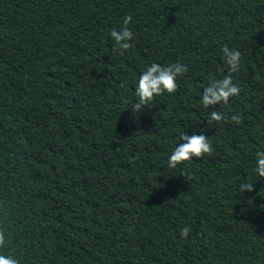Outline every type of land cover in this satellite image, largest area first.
I'll use <instances>...</instances> for the list:
<instances>
[{"label":"trees","instance_id":"16d2710c","mask_svg":"<svg viewBox=\"0 0 264 264\" xmlns=\"http://www.w3.org/2000/svg\"><path fill=\"white\" fill-rule=\"evenodd\" d=\"M129 15L131 47L114 50L110 32ZM225 45L241 53L240 93L205 108L204 88L229 74ZM153 62L188 70L133 119ZM213 111L224 119L211 121ZM182 132L208 136L213 152L170 168ZM257 151L264 0H0V254L19 264H264Z\"/></svg>","mask_w":264,"mask_h":264},{"label":"clouds","instance_id":"9594fccd","mask_svg":"<svg viewBox=\"0 0 264 264\" xmlns=\"http://www.w3.org/2000/svg\"><path fill=\"white\" fill-rule=\"evenodd\" d=\"M132 17L126 16L123 20L125 25L119 31L115 28L110 32V36L115 42L114 50H128L131 47L129 43L133 38L132 31L127 27L131 22ZM225 62L229 66V74L223 76L221 79H214L203 90L202 105L207 108L223 102L228 104L232 96L239 95L240 88L233 83L232 73L239 71L241 53L238 50L230 49L227 45L222 48ZM123 54V52H121ZM188 68L182 64H170L162 66L153 62L144 70L137 81L135 87V96L137 99L135 103H130L133 119H138L140 113L145 107L154 99L155 96L164 94L165 92L171 94L177 90V77L187 72ZM209 119L211 121H221L224 119L221 113L213 111L210 113ZM231 120L236 123H241V117L238 114H233ZM178 141L183 143L177 144L174 151L168 158V166L175 168L178 164L195 158H202L205 154L212 155L213 147L208 138L204 134L188 135L185 132L180 133ZM255 172L259 178L264 177V151H257L256 153V167ZM242 191H253V183H245L241 185ZM191 229L188 226L180 230L181 237L187 239ZM6 236L4 231L0 230V248L5 245ZM0 264H19L18 260L8 255L0 254Z\"/></svg>","mask_w":264,"mask_h":264}]
</instances>
